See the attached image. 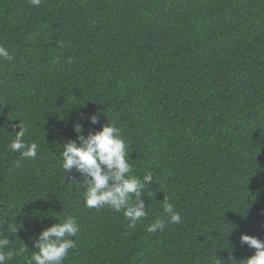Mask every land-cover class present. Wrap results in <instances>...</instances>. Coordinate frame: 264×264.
Here are the masks:
<instances>
[{
	"label": "trees",
	"instance_id": "16d2710c",
	"mask_svg": "<svg viewBox=\"0 0 264 264\" xmlns=\"http://www.w3.org/2000/svg\"><path fill=\"white\" fill-rule=\"evenodd\" d=\"M0 45L14 57L0 59V237L19 251L7 264H29L57 216L81 226L64 264L254 254L240 238L264 240V0H0ZM110 121L132 175L153 176L134 229L86 207L83 176L62 169L74 126L87 136ZM21 125L34 159L8 148ZM165 195L182 222L149 233Z\"/></svg>",
	"mask_w": 264,
	"mask_h": 264
},
{
	"label": "clouds",
	"instance_id": "9594fccd",
	"mask_svg": "<svg viewBox=\"0 0 264 264\" xmlns=\"http://www.w3.org/2000/svg\"><path fill=\"white\" fill-rule=\"evenodd\" d=\"M33 7H39L42 0H29ZM0 59L11 61L14 57L7 47L0 45ZM90 121L98 123V114H92ZM74 130L77 139H69L63 144L61 152L62 169L66 173L74 169L83 176L86 185L84 203L89 209L108 207L115 212H123L128 221V227L134 229L138 222L148 215L146 211L144 190L153 181L152 173L146 172L142 178L132 175V164L127 144L121 129L110 121L103 125L101 130L83 133V126L77 123ZM26 129L21 125L14 139L8 145L13 153H20L24 158H36L39 146L24 139ZM79 141V143L77 142ZM19 166V161H17ZM162 204L163 216H158L146 226L149 233L163 232L169 223L179 225L182 222L180 213L174 204L168 202L165 195ZM42 230L35 239V251L32 253L29 264H64L69 250L76 246L73 237L80 232L81 226L74 217L67 216ZM10 231L17 232L15 226ZM241 243L254 248L253 255L236 264H264V240L256 236L241 234ZM7 236L0 237V264L7 262L19 251L10 247ZM232 261V264H233Z\"/></svg>",
	"mask_w": 264,
	"mask_h": 264
}]
</instances>
